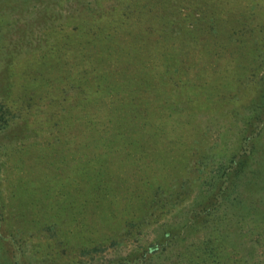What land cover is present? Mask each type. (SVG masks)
Returning <instances> with one entry per match:
<instances>
[{"label":"rangeland","instance_id":"obj_1","mask_svg":"<svg viewBox=\"0 0 264 264\" xmlns=\"http://www.w3.org/2000/svg\"><path fill=\"white\" fill-rule=\"evenodd\" d=\"M250 179L264 0H0V264H264Z\"/></svg>","mask_w":264,"mask_h":264},{"label":"trees","instance_id":"obj_2","mask_svg":"<svg viewBox=\"0 0 264 264\" xmlns=\"http://www.w3.org/2000/svg\"><path fill=\"white\" fill-rule=\"evenodd\" d=\"M243 142H244L243 143V150H242L243 152H242L241 156L245 155V158H248V157H250V155L254 154V147L255 146H254L253 142L251 140H249V138L248 139H244ZM236 166L234 167V165L231 164L229 166V168H228V170L233 171L234 175H229V174H227L226 176L223 175L224 176L223 179L222 180L220 179L222 181L221 182L222 184H219L218 187L216 188L217 190L213 194V198L210 200L211 204L209 205V203H206V202H204V203L202 202L201 203L203 205H201V207L197 211V213L199 214V217L202 216V215L205 216V217L212 216L213 213H214V210L215 209L217 210L222 205V203L224 202V199L225 198H226V200L228 199L227 195L230 192V189H231V187L233 185L231 183H232V181H234L232 179L235 178V173L237 172L236 171ZM263 183H264L263 180H261V182H256L255 179H250L248 181L247 185L250 184L251 187H253V186H256L258 184H263ZM253 215L258 216L260 214L258 212V213L253 214ZM190 220H192V219H190ZM197 259H199V258H197ZM11 261H12V264H21V262L16 258V256H12L11 257ZM200 261L202 262V260H200Z\"/></svg>","mask_w":264,"mask_h":264}]
</instances>
